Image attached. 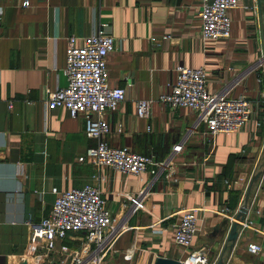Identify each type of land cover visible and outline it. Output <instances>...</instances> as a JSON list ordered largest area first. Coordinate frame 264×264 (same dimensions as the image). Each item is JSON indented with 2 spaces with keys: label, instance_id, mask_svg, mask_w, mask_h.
<instances>
[{
  "label": "crops",
  "instance_id": "1",
  "mask_svg": "<svg viewBox=\"0 0 264 264\" xmlns=\"http://www.w3.org/2000/svg\"><path fill=\"white\" fill-rule=\"evenodd\" d=\"M200 7L201 0H0V264H76L82 233L58 243L67 253L30 248L27 223L50 214L54 191L97 186L105 209L120 221L127 213L124 195L137 194L151 181L149 172L125 175L80 163L93 145L83 118L46 108V90L66 86L68 38L87 37L102 25L115 39L106 60L109 86L125 90L123 104L105 116L109 146L155 162L167 158L195 118L188 109L158 102L174 84L178 66L204 67L209 92L229 86L231 97L245 96L252 107L250 122L238 133L211 140L201 126L188 137L173 166L151 185L146 209L123 223L127 229L106 263L182 262L191 251L204 250L210 264L221 257L223 264H264V251H246L259 241L251 230H238L235 245L224 251L231 224L217 214L228 210L235 218L248 190H228L225 181L249 186L259 175L244 220L264 230V73L256 70L264 57V0H242L241 8L230 11L226 41L201 40ZM138 100L152 102L147 119L136 117ZM210 150L211 159L204 161ZM184 210H196L198 217L190 250L173 242Z\"/></svg>",
  "mask_w": 264,
  "mask_h": 264
},
{
  "label": "built area",
  "instance_id": "2",
  "mask_svg": "<svg viewBox=\"0 0 264 264\" xmlns=\"http://www.w3.org/2000/svg\"><path fill=\"white\" fill-rule=\"evenodd\" d=\"M28 3L22 4L23 8ZM242 7V0H201L198 17L201 23L202 41H226L230 38L231 20L229 13ZM115 39L111 28L100 26L93 34L67 40L65 67L62 74L66 86L55 91L46 90V108L65 109L71 118L82 117L84 134L93 145L86 152V157L78 161L88 162L96 169L110 168L125 175H139L149 172L151 181L135 195L125 194L127 213L123 220L111 217L105 209L103 193L97 186L89 185L57 193L50 214L37 223L28 222L30 228V248L54 252L59 249L67 253L68 248L60 246L70 233H82L80 250L75 258L76 264H107L106 258L113 252L115 241L127 229V218L146 209V199L151 185L173 166L174 159L182 151L188 137L199 127L214 140L219 134H235L250 122L251 102L245 96L233 98L231 87L218 92L207 89V74L204 67L189 69L178 66L175 69L176 80L168 93L159 96L158 102L170 109L184 108L195 114L192 126L184 137L174 145L170 154L162 162H155L150 157L132 153L126 147H111L105 138L109 134V125L105 116L117 110L124 102L125 90L112 88L108 83L106 60L114 51ZM264 73V57L256 65V70ZM264 98V96H263ZM151 101L138 100L135 103L136 117L147 119L150 115ZM11 106H9L10 108ZM121 132V127L117 129ZM210 150L204 161H209ZM228 190L236 187L245 192L248 183L242 186L239 180L225 181ZM217 214L228 219L232 224L234 215L228 210ZM259 215V212H256ZM198 217L196 210L181 212L179 223L175 226L173 242L176 246L190 250L197 236ZM241 232L251 230L258 235L257 243H250L246 251L250 255H259L264 251V230H258L250 220L240 223ZM179 264H210L208 253L204 250L191 251ZM214 264V263H213Z\"/></svg>",
  "mask_w": 264,
  "mask_h": 264
},
{
  "label": "water",
  "instance_id": "3",
  "mask_svg": "<svg viewBox=\"0 0 264 264\" xmlns=\"http://www.w3.org/2000/svg\"><path fill=\"white\" fill-rule=\"evenodd\" d=\"M259 175H256L255 178L253 180H251L249 186H248V190L244 199V205L242 206V208L239 210V212L237 213L236 217H235V221L230 225L227 235H226V243L227 245L224 248V251L227 249V247L229 246V249H232L233 246L236 243V240L238 238V230L241 228L240 223L244 221L246 214H247V202H248V198H249V194H250V189L253 185V183L258 179ZM227 227V222L225 221L222 224L221 228ZM23 264H27L26 262ZM155 264H179V262L177 261H173V260H169V259H165V258H158L155 262ZM216 264H223L222 262V257L218 260V262Z\"/></svg>",
  "mask_w": 264,
  "mask_h": 264
}]
</instances>
